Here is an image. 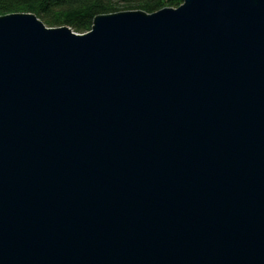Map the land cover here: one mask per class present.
Returning <instances> with one entry per match:
<instances>
[{
    "label": "water",
    "instance_id": "95a60500",
    "mask_svg": "<svg viewBox=\"0 0 264 264\" xmlns=\"http://www.w3.org/2000/svg\"><path fill=\"white\" fill-rule=\"evenodd\" d=\"M0 264H264V0L0 15Z\"/></svg>",
    "mask_w": 264,
    "mask_h": 264
},
{
    "label": "trees",
    "instance_id": "16d2710c",
    "mask_svg": "<svg viewBox=\"0 0 264 264\" xmlns=\"http://www.w3.org/2000/svg\"><path fill=\"white\" fill-rule=\"evenodd\" d=\"M182 0H0V15L33 13L47 27L67 26L74 33L90 30L92 20L100 14L126 10L146 13L161 8H176Z\"/></svg>",
    "mask_w": 264,
    "mask_h": 264
}]
</instances>
